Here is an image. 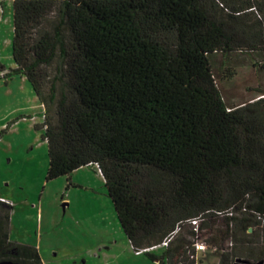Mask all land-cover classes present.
Masks as SVG:
<instances>
[{
  "label": "trees",
  "instance_id": "1",
  "mask_svg": "<svg viewBox=\"0 0 264 264\" xmlns=\"http://www.w3.org/2000/svg\"><path fill=\"white\" fill-rule=\"evenodd\" d=\"M11 11L14 68L0 77H24L42 106L45 180L97 168L134 252L171 236L161 264H196L203 230L217 264H264V88L227 102L210 60L256 54L264 69V0H12ZM11 209L0 201V264H43L8 241Z\"/></svg>",
  "mask_w": 264,
  "mask_h": 264
},
{
  "label": "rangeland",
  "instance_id": "2",
  "mask_svg": "<svg viewBox=\"0 0 264 264\" xmlns=\"http://www.w3.org/2000/svg\"><path fill=\"white\" fill-rule=\"evenodd\" d=\"M11 38V0H0V66L7 70L14 68ZM210 60L227 102L246 100L250 87L264 88L256 54ZM37 103L26 79L0 77V196L12 206L8 241L35 247L43 264H161L162 247L133 251L97 168H80L69 180H45L47 144L36 128L43 122ZM208 233L203 230L198 242L206 246ZM220 253L207 248L199 255L217 264Z\"/></svg>",
  "mask_w": 264,
  "mask_h": 264
},
{
  "label": "built area",
  "instance_id": "3",
  "mask_svg": "<svg viewBox=\"0 0 264 264\" xmlns=\"http://www.w3.org/2000/svg\"><path fill=\"white\" fill-rule=\"evenodd\" d=\"M0 201L6 203L8 205H11V202L9 200L0 199ZM191 225L194 227V230L197 232L198 225H199V219L196 218V219L191 220ZM170 239H171V236L166 238V239H164L163 242L160 245H157V246H155L153 248H158V247L165 248V247H167ZM147 250L148 249H145L144 251H147ZM205 250H206V248H205V245L203 243L197 242L195 244V255L192 256V257H194V259L196 260V264H202V263H199V261H198V259L200 257L199 253H202ZM140 252H143V251H140ZM140 252H135V253H140Z\"/></svg>",
  "mask_w": 264,
  "mask_h": 264
},
{
  "label": "crops",
  "instance_id": "4",
  "mask_svg": "<svg viewBox=\"0 0 264 264\" xmlns=\"http://www.w3.org/2000/svg\"><path fill=\"white\" fill-rule=\"evenodd\" d=\"M11 3H12V0H11ZM11 24H12V11H11ZM1 74V73H0ZM1 76V75H0ZM15 78H17V79H22V78H24V77H20V76H15V77H13V78H11V79H8V80H13V79H15ZM25 79V78H24ZM27 81V80H26ZM29 84V83H28ZM32 90V89H31ZM33 92V91H32ZM35 95V94H34ZM35 98H36V96H35ZM37 99V98H36ZM37 104H36V108L40 111V113H42L43 112V109H42V106H41V104L39 103V101H38V99H37ZM84 168V167H83ZM0 199H5V200H9L8 199V197H6V196H0Z\"/></svg>",
  "mask_w": 264,
  "mask_h": 264
},
{
  "label": "water",
  "instance_id": "5",
  "mask_svg": "<svg viewBox=\"0 0 264 264\" xmlns=\"http://www.w3.org/2000/svg\"><path fill=\"white\" fill-rule=\"evenodd\" d=\"M235 264H247V263L237 260ZM257 264H262V263L259 262V263H257Z\"/></svg>",
  "mask_w": 264,
  "mask_h": 264
}]
</instances>
